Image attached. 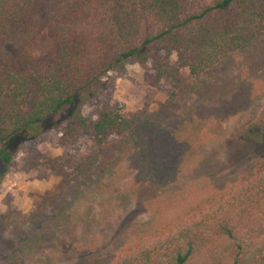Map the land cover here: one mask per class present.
<instances>
[{"label":"trees","instance_id":"1","mask_svg":"<svg viewBox=\"0 0 264 264\" xmlns=\"http://www.w3.org/2000/svg\"><path fill=\"white\" fill-rule=\"evenodd\" d=\"M187 10L186 0H0V163L46 121L64 144L114 140L135 170L134 201L151 214L111 254L83 251L71 264H264V155L223 189L181 182L200 149L224 138L223 124L264 95V0ZM43 31L55 56L14 60ZM169 52L190 79L174 78L164 102L130 119L117 108L80 113L77 100L105 91L128 61L148 64L157 81L171 76ZM260 127L264 110L247 136Z\"/></svg>","mask_w":264,"mask_h":264},{"label":"rangeland","instance_id":"2","mask_svg":"<svg viewBox=\"0 0 264 264\" xmlns=\"http://www.w3.org/2000/svg\"><path fill=\"white\" fill-rule=\"evenodd\" d=\"M186 1L188 14L210 3ZM55 52L52 39L43 31L14 60L53 58ZM167 68L172 75L157 81L148 64L128 61L109 74L110 86L105 91L82 96L77 107L91 119L101 110L114 108L130 119L137 111L164 102L173 90L174 78L181 85L189 81L187 69L178 67L174 52L168 54ZM263 110L261 95L229 118L223 124L224 138L200 149L199 164L185 168L181 182L206 179L219 190L250 174L257 157L264 155V128L254 129L249 137L246 130ZM39 130L36 136L25 134L16 145L11 144L10 149L15 147L8 166L0 163V264H71L83 251L107 256L134 227L147 229L150 211L134 201L128 186L135 170L114 140L100 147L85 137L64 144L51 121ZM27 242L31 247L21 248Z\"/></svg>","mask_w":264,"mask_h":264}]
</instances>
